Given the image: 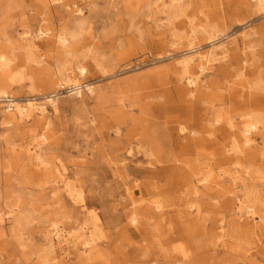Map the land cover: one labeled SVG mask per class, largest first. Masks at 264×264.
<instances>
[{
    "label": "rangeland",
    "instance_id": "1",
    "mask_svg": "<svg viewBox=\"0 0 264 264\" xmlns=\"http://www.w3.org/2000/svg\"><path fill=\"white\" fill-rule=\"evenodd\" d=\"M159 2L0 0V93L42 101L72 60L94 90L63 92L47 123L3 126L0 102V264H264V5ZM212 39L228 52L193 90L178 61ZM248 116L260 124L246 146ZM53 230L71 241L64 258L46 242Z\"/></svg>",
    "mask_w": 264,
    "mask_h": 264
},
{
    "label": "bare ground",
    "instance_id": "2",
    "mask_svg": "<svg viewBox=\"0 0 264 264\" xmlns=\"http://www.w3.org/2000/svg\"><path fill=\"white\" fill-rule=\"evenodd\" d=\"M157 1L159 2L160 0ZM181 1L182 0H166L165 4L164 2L160 1L159 5H161L162 8L168 7V9L172 11L171 13H173L176 10L175 8L180 6ZM252 1L258 7H262L264 5V0ZM163 12L164 11H162V13ZM76 13L80 15L81 11L77 9ZM39 36L40 38L51 37L53 43L58 47H66L68 44V36L60 31L55 32L53 29L39 31ZM30 41H32V37L30 38ZM214 41L215 39L209 41L211 47L206 50H199L198 46H192L186 49L185 51L187 52V55L178 61V65L182 68L183 74L185 76L184 80L186 85L193 90L197 89L199 86V75H202L210 70V66L212 62L216 60V56H225V54L228 52V48L225 44L220 43L215 45ZM241 45H243V42H241ZM6 65V57L4 54H0V69L4 71V67ZM86 71L87 68L85 64H81L76 60H72V62L68 61V63L64 62L60 70H57L54 74L52 85L57 89L43 97L44 99L42 101H37V99L34 97L27 98L24 101H18V99L14 96L8 95L6 92H1L0 102H6L4 110L9 112L11 116L8 121L6 120L1 122V125L10 126L13 122H17L18 125H24L27 122L33 120L35 117H38L39 120L47 123V120L49 119V111L47 106H51L52 110L55 112L56 100L63 92L69 97H80L82 92L93 94L94 90L91 83L82 85L77 79L78 77L84 76ZM191 93H193V91H191ZM259 124V120L250 116H248L247 119L242 123L240 131L241 137L243 138L242 143L244 145L249 146L253 142L251 136L252 133L259 129ZM37 139L38 143L35 145L36 147H40L41 144H45L48 141V137L43 133L39 134ZM235 147H237L236 143ZM27 153L28 155L32 156L35 154V149L32 148V150H27ZM57 175L58 176H56L53 180L55 189H59V185H64L66 180L63 177L64 169H58ZM199 182L204 185L208 183V180L206 177H202ZM245 213L249 216H253V209L249 206L246 208ZM7 215L8 213L6 212L0 214V224L5 221ZM134 220L135 218L131 219V221ZM83 230L86 232V238L81 241L80 246L83 250H88L91 249L92 243L94 242V236L93 234L88 233L84 228ZM10 232L12 233L13 230ZM48 233L49 234L45 238L47 244L51 249H53L54 252H56V254L58 252V255L64 258V253L60 252L62 251V244L68 245L71 241L63 243L62 237L57 230L49 231Z\"/></svg>",
    "mask_w": 264,
    "mask_h": 264
}]
</instances>
